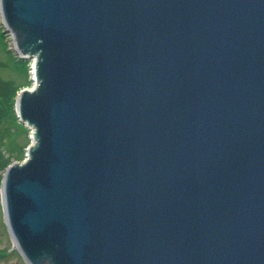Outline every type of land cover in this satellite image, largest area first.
Listing matches in <instances>:
<instances>
[{
  "label": "water",
  "instance_id": "obj_1",
  "mask_svg": "<svg viewBox=\"0 0 264 264\" xmlns=\"http://www.w3.org/2000/svg\"><path fill=\"white\" fill-rule=\"evenodd\" d=\"M34 84L0 188L27 264H264V0H0Z\"/></svg>",
  "mask_w": 264,
  "mask_h": 264
},
{
  "label": "rangeland",
  "instance_id": "obj_2",
  "mask_svg": "<svg viewBox=\"0 0 264 264\" xmlns=\"http://www.w3.org/2000/svg\"><path fill=\"white\" fill-rule=\"evenodd\" d=\"M13 36L6 32L0 15V60L4 62L1 74L6 79H13L21 87H29L33 85L31 65L33 59L23 60L18 58L12 50ZM19 122V121H17ZM1 125V124H0ZM20 136L18 142L23 146L31 143L30 129L24 123H20ZM25 150L23 158L25 157ZM0 264H27L24 256L17 245L14 243L12 234L9 231L8 223H6L5 212L3 209L2 192L0 190Z\"/></svg>",
  "mask_w": 264,
  "mask_h": 264
},
{
  "label": "trees",
  "instance_id": "obj_3",
  "mask_svg": "<svg viewBox=\"0 0 264 264\" xmlns=\"http://www.w3.org/2000/svg\"><path fill=\"white\" fill-rule=\"evenodd\" d=\"M4 65L0 60V187L6 167L14 159L23 160V152L28 146H22L18 142L20 122H17L19 120L15 113V100L21 85L2 76L1 70Z\"/></svg>",
  "mask_w": 264,
  "mask_h": 264
}]
</instances>
